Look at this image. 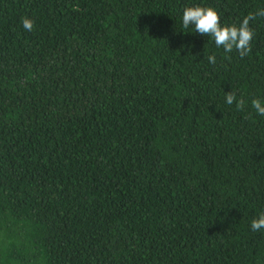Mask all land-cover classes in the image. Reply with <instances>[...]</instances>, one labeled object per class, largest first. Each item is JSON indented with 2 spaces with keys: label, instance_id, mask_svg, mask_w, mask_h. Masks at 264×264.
<instances>
[{
  "label": "trees",
  "instance_id": "trees-1",
  "mask_svg": "<svg viewBox=\"0 0 264 264\" xmlns=\"http://www.w3.org/2000/svg\"><path fill=\"white\" fill-rule=\"evenodd\" d=\"M195 6L264 0H0V264H264V17Z\"/></svg>",
  "mask_w": 264,
  "mask_h": 264
},
{
  "label": "clouds",
  "instance_id": "clouds-1",
  "mask_svg": "<svg viewBox=\"0 0 264 264\" xmlns=\"http://www.w3.org/2000/svg\"><path fill=\"white\" fill-rule=\"evenodd\" d=\"M257 16L264 17V9L250 13L239 26H221L220 16L215 9L212 7L195 6L184 9L182 24L185 29L190 25L194 26L195 33L210 36L217 48L223 47L226 53L236 50L239 52L240 57L243 58L252 51L251 42L255 33L250 28L249 22ZM21 23L25 31L31 32L34 30V20L27 16L22 18ZM205 57L211 64L216 63L215 55L208 56L205 53ZM225 99L228 105L236 102L238 108L241 110L244 108L245 101L243 99L237 101V96L233 92L225 93ZM251 104L259 115L264 116V102L260 99H253ZM251 229L253 231L264 229V213H261L258 218L252 220Z\"/></svg>",
  "mask_w": 264,
  "mask_h": 264
}]
</instances>
